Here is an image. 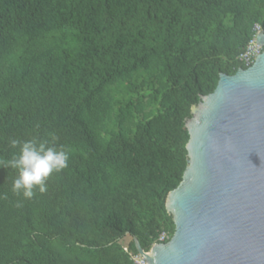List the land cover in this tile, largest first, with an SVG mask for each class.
<instances>
[{"label":"trees","instance_id":"16d2710c","mask_svg":"<svg viewBox=\"0 0 264 264\" xmlns=\"http://www.w3.org/2000/svg\"><path fill=\"white\" fill-rule=\"evenodd\" d=\"M255 22L264 0H0V159L48 132L71 149L31 200L0 168V264H136L132 236L170 237L185 120Z\"/></svg>","mask_w":264,"mask_h":264},{"label":"water","instance_id":"95a60500","mask_svg":"<svg viewBox=\"0 0 264 264\" xmlns=\"http://www.w3.org/2000/svg\"><path fill=\"white\" fill-rule=\"evenodd\" d=\"M253 63L220 72L184 126L187 165L165 209L174 229L145 264H264V31Z\"/></svg>","mask_w":264,"mask_h":264},{"label":"clouds","instance_id":"9594fccd","mask_svg":"<svg viewBox=\"0 0 264 264\" xmlns=\"http://www.w3.org/2000/svg\"><path fill=\"white\" fill-rule=\"evenodd\" d=\"M254 24L261 26L259 22ZM260 31H264L262 26ZM57 141L58 137L54 132H48L43 137L33 136L24 140L18 138L8 140L9 147L17 151L9 159H0V168H10L15 171L10 188L13 196L21 200H31L37 194H45L48 191L49 180L68 168L71 149L58 145Z\"/></svg>","mask_w":264,"mask_h":264},{"label":"built area","instance_id":"2783aa9c","mask_svg":"<svg viewBox=\"0 0 264 264\" xmlns=\"http://www.w3.org/2000/svg\"><path fill=\"white\" fill-rule=\"evenodd\" d=\"M261 30V26L259 24H254L253 26V34L251 38L248 40V42L245 45V48L238 54L237 60L240 61L241 63L244 64V66L250 65L257 54H259L262 50V47L255 41L256 34ZM169 236L165 231H162L156 241L153 243L157 242H164L168 240ZM126 249V248H125ZM131 258L136 264H145L144 259L139 255H131Z\"/></svg>","mask_w":264,"mask_h":264}]
</instances>
